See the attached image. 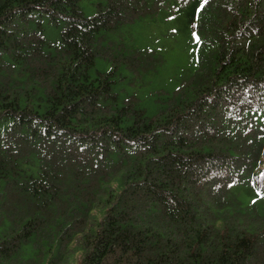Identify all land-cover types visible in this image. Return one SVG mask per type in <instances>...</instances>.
<instances>
[{
  "label": "trees",
  "instance_id": "16d2710c",
  "mask_svg": "<svg viewBox=\"0 0 264 264\" xmlns=\"http://www.w3.org/2000/svg\"><path fill=\"white\" fill-rule=\"evenodd\" d=\"M92 1L0 0V264H264V0ZM158 14L208 61L147 113L114 72L161 58L100 35Z\"/></svg>",
  "mask_w": 264,
  "mask_h": 264
},
{
  "label": "rangeland",
  "instance_id": "374dc122",
  "mask_svg": "<svg viewBox=\"0 0 264 264\" xmlns=\"http://www.w3.org/2000/svg\"><path fill=\"white\" fill-rule=\"evenodd\" d=\"M79 8L84 17L95 12L92 0H79ZM190 27V26H189ZM43 37L49 50H53L58 43L57 29L43 22ZM101 42L106 55H114V63H119L121 54L131 51H151L150 59L161 58V65L147 73L130 74L123 66H117L114 72V92L119 102L135 97L137 107L147 113L156 106V94L162 90L172 93L177 88V66L186 64H207V56L199 46L198 38L192 33L187 24L177 14H158L155 20L142 17L132 24L122 25L110 32H102ZM110 45V46H108ZM109 48V49H108ZM113 66L102 57L94 60L90 75L111 72ZM5 226L0 227V239L4 236Z\"/></svg>",
  "mask_w": 264,
  "mask_h": 264
},
{
  "label": "snow or ice",
  "instance_id": "6c2138e0",
  "mask_svg": "<svg viewBox=\"0 0 264 264\" xmlns=\"http://www.w3.org/2000/svg\"><path fill=\"white\" fill-rule=\"evenodd\" d=\"M204 3H207V0H204ZM201 7H203V5H201Z\"/></svg>",
  "mask_w": 264,
  "mask_h": 264
}]
</instances>
